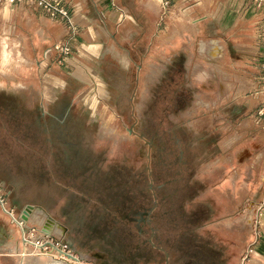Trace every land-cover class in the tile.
I'll use <instances>...</instances> for the list:
<instances>
[{"label": "rangeland", "instance_id": "1", "mask_svg": "<svg viewBox=\"0 0 264 264\" xmlns=\"http://www.w3.org/2000/svg\"><path fill=\"white\" fill-rule=\"evenodd\" d=\"M253 2L264 6V0ZM189 15L165 19L163 32L147 51L142 43H121L130 50L128 57L114 43L106 46L105 52L114 49L102 70L118 93L84 77L85 61L74 56L80 44L71 43V55L57 62L64 75L60 79L67 81L64 93L54 92L60 80L48 79L49 106L42 114L49 155L79 156L72 166L59 164L55 170L75 167L88 176L94 170L100 180L107 177L115 190L121 185L126 193L109 203L103 190L95 198L87 176L79 187L97 201L81 198L63 232L50 227L85 264H264V60L256 99L248 97L246 107L223 106L237 85L218 73L221 63L212 56L205 25L190 24L200 12ZM2 52L6 55L8 47ZM222 81L230 85L225 98L216 94ZM25 183L20 201L29 202L25 207L46 206L50 215L58 202L50 201L45 189ZM0 185L10 192L12 204L11 187L2 180ZM121 207L129 209L127 218ZM104 208L113 210L112 219ZM24 259L26 264L58 261L32 248Z\"/></svg>", "mask_w": 264, "mask_h": 264}, {"label": "crops", "instance_id": "2", "mask_svg": "<svg viewBox=\"0 0 264 264\" xmlns=\"http://www.w3.org/2000/svg\"><path fill=\"white\" fill-rule=\"evenodd\" d=\"M157 1L63 0L77 24L78 34L72 43L82 45V49L74 56L85 61L81 66L84 77L104 86L107 92L118 93L106 83L107 75L102 70V61L114 49L108 48L105 52L106 46L110 47L114 43L119 46V53H126L128 57L130 50L120 47L121 43L134 46L142 43L147 45V51L155 46V41L163 32L165 19L171 20L177 14H183L184 19L187 18L185 14H190L191 18L195 11H199L200 15L190 20V24L205 25L207 39L212 41L211 50L215 51L212 56H216L221 63L218 73L224 78H233V83L237 85L233 88L232 100L222 105L240 107L242 103L246 107L245 103H250L248 97H256L264 60V6L257 5L253 0H201L200 4L193 5L189 4L191 0H170L168 13L160 16L161 0L160 4ZM70 32L67 23L30 2L0 3V180L11 187L12 204L17 210H22L29 203L19 199L18 193L23 183L32 182V185L39 186L37 188L45 189L46 195L52 197L49 200L56 204L58 202V209L53 208L47 215L46 206L33 207L29 222L41 227L47 216L52 220L54 232H63L64 222L73 214V208L80 203L78 201L81 198L86 199L87 196L97 201L95 196L102 190L106 197L104 200L108 203L114 195L126 198L121 185L115 190L111 179L108 178V182L107 177L105 181L100 180L99 173L94 170L89 176L84 170L75 167L72 171L64 172L63 167L55 170V165L59 164L72 166L78 155L58 156L59 151L49 155L47 121L42 114L43 108L49 106L46 98L50 85L48 79L62 82L61 85H53L56 95L64 93L67 86V81L60 79L64 76L60 72L62 66L57 63L52 48L56 43L65 41ZM214 43L217 44L216 49H212ZM4 46L9 51L6 55L2 52ZM46 51L51 53L52 58L44 59ZM124 63L127 66L128 59L125 58ZM137 68L142 69L140 65ZM220 85L223 87L222 92L219 90ZM225 86L227 88L224 90ZM229 86V83L222 81L216 86V94H222L225 98ZM249 93L250 96L247 95ZM54 155H57L56 162L49 165ZM87 176L89 183L92 182L95 198L90 197L88 192H82L79 187V180H87ZM128 210L127 207L119 209L125 218ZM100 211L103 212L102 209ZM112 211L104 208L105 216L112 219ZM57 227L61 230H57ZM24 257L19 231L0 210V264H26Z\"/></svg>", "mask_w": 264, "mask_h": 264}, {"label": "built area", "instance_id": "3", "mask_svg": "<svg viewBox=\"0 0 264 264\" xmlns=\"http://www.w3.org/2000/svg\"><path fill=\"white\" fill-rule=\"evenodd\" d=\"M24 1L30 2L43 9L52 17L59 18L68 24L71 31L69 37L65 41L56 43L52 48L56 53V61L58 62L60 58H62V61H65L71 55L69 46L75 40L78 30L77 24L73 16L66 9L63 0H0V3L18 4ZM170 6V0H161L162 14L168 13ZM43 57L44 59H50L52 55L49 51H46ZM33 209L32 206H27L22 210H17L10 203V192L8 189L0 185V210L7 215L11 223L19 231L20 242L24 248V252L28 248H32L42 257L71 262L73 264H85L81 255L72 245L56 237L51 232V220L49 218H47L41 227L30 224L29 219Z\"/></svg>", "mask_w": 264, "mask_h": 264}, {"label": "bare ground", "instance_id": "4", "mask_svg": "<svg viewBox=\"0 0 264 264\" xmlns=\"http://www.w3.org/2000/svg\"><path fill=\"white\" fill-rule=\"evenodd\" d=\"M217 48V44L216 43H214L213 44V48L212 49H216ZM54 262V264H66L65 262H63V261H52V263Z\"/></svg>", "mask_w": 264, "mask_h": 264}]
</instances>
